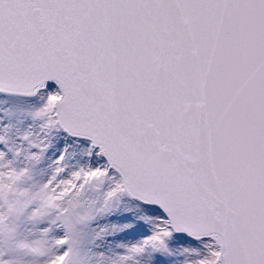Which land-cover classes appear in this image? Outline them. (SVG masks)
I'll use <instances>...</instances> for the list:
<instances>
[{"label": "snow or ice", "instance_id": "6c2138e0", "mask_svg": "<svg viewBox=\"0 0 264 264\" xmlns=\"http://www.w3.org/2000/svg\"><path fill=\"white\" fill-rule=\"evenodd\" d=\"M0 264H264V0H0Z\"/></svg>", "mask_w": 264, "mask_h": 264}]
</instances>
